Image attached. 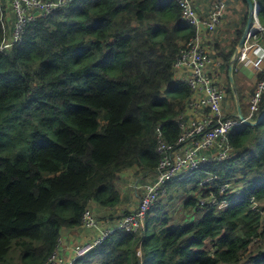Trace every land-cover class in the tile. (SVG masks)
Returning <instances> with one entry per match:
<instances>
[{
  "label": "trees",
  "instance_id": "1",
  "mask_svg": "<svg viewBox=\"0 0 264 264\" xmlns=\"http://www.w3.org/2000/svg\"><path fill=\"white\" fill-rule=\"evenodd\" d=\"M254 2L264 26V0ZM243 34L217 48L227 70ZM194 35L175 0H75L0 52V264H46L92 203H122L123 172H156L159 125L170 143L181 133L190 88L174 63ZM263 112L264 103L255 120ZM231 142L230 160L169 187L198 193L185 208L200 218L176 223L160 199L144 228L115 233L75 264H264V122ZM214 196L229 206H208Z\"/></svg>",
  "mask_w": 264,
  "mask_h": 264
},
{
  "label": "built area",
  "instance_id": "2",
  "mask_svg": "<svg viewBox=\"0 0 264 264\" xmlns=\"http://www.w3.org/2000/svg\"><path fill=\"white\" fill-rule=\"evenodd\" d=\"M75 0H0V23L4 32L0 52H8L19 46L29 27L40 18L66 8ZM181 8V21L195 30V35L181 49L174 63L175 79L187 84L190 96L185 110L178 118L181 133L174 143H170L162 132L163 124L156 131L157 154L159 164L156 179L146 185H136L144 190L139 207L119 219L115 226L103 227L95 213L89 207L82 217L81 227L97 232V237L86 243L64 245L62 239L46 264H75L85 258L119 231L137 233L147 220L148 213L167 193L175 179L184 181L212 163H223L234 156L231 136L244 125L237 114L230 116L224 112L226 89L216 77L222 61L211 57L205 47L206 37L215 32L223 23L227 11L225 1L215 3L207 16L198 14L194 0H175ZM256 4V9L258 4ZM239 67L251 68L258 76H263L255 85L250 98L249 116L246 119L256 121L264 103V26L256 22L248 32L243 48L236 60ZM213 180V179H211ZM204 189V188H203ZM232 191L230 185L222 186V194ZM208 206L225 209L229 201L218 203L215 196ZM201 206L208 204L201 199Z\"/></svg>",
  "mask_w": 264,
  "mask_h": 264
},
{
  "label": "crops",
  "instance_id": "3",
  "mask_svg": "<svg viewBox=\"0 0 264 264\" xmlns=\"http://www.w3.org/2000/svg\"><path fill=\"white\" fill-rule=\"evenodd\" d=\"M218 1H225V0H194V6L198 14L202 17H205L211 11L213 5L217 3ZM241 12L243 14V22L242 21L239 22L240 23L239 27L236 28V30L234 31V34H232L231 31L228 29H222L224 27H228L231 24L229 21L230 16H228V13L226 12L223 23L218 27V29L215 32L208 35L205 41V47L210 52L211 57L215 60H219L223 62L221 69L219 71H216V77L226 89V102L223 105V109H224V112L229 114L230 116H233L235 114L238 115V111H237L236 101L234 98V93L232 97L227 92V86L230 83L229 68L228 70L226 69V61L222 57H219V54L216 51H217V48H220L221 50H225L226 52L229 51L231 48L232 42H234L235 39L237 38L238 32L240 30L245 32L247 25L246 26L244 25V22H245L244 20H245L246 14L247 13L249 14V5L247 9L245 10L242 9ZM236 67L237 65L235 64L234 76L236 74L240 75L241 80L244 82L245 86L248 89L244 93L245 94V96H243L244 107H242L243 113L246 117V116H249V103H250V98L253 95V92L251 91V89L255 87L257 81L259 80L260 75L258 76V74L251 68L239 67L237 70ZM235 83H236V79H235ZM236 87H237V84H236ZM237 91H238V87H237ZM238 95H239V91H238ZM241 106H242V103H241ZM136 172H138L140 177L136 176L137 174ZM120 177H119V181L123 180V185L120 184L121 186L118 188H119V191H121L123 195V199H122V203L117 208L105 209V208L99 207L96 203H92L90 206V208L95 213L96 217L101 222V225L103 227L104 226L105 227L115 226L121 217H123L127 213L135 211L139 207L140 199L144 191V190H137L136 185H146L148 183L153 182L156 179L157 174L155 172L152 175H148V174L145 175L139 168L134 167V168H131L123 172L120 175ZM169 187L167 191L170 190ZM96 237H97L96 231L84 229L83 227L80 226L74 229H68L66 231H63L61 239L64 245H72L73 243H76V244L86 243V242L92 241Z\"/></svg>",
  "mask_w": 264,
  "mask_h": 264
},
{
  "label": "rangeland",
  "instance_id": "4",
  "mask_svg": "<svg viewBox=\"0 0 264 264\" xmlns=\"http://www.w3.org/2000/svg\"><path fill=\"white\" fill-rule=\"evenodd\" d=\"M226 4L228 3L227 7V13L228 16H230V25L228 27H224L222 29H228L231 31L232 34H234V31L236 28L239 27V22H243V14L241 10L247 9V4L245 3V0H225ZM247 13V12H246ZM221 29V30H222ZM136 176L140 177L138 172H136ZM121 179V177H120ZM173 183H177V179L173 181ZM123 185V180H120L118 182V187ZM234 186V185H233ZM235 190H238L236 186H234ZM187 195V194H186ZM198 196V193H194L192 196L191 194L185 196L181 192L178 191V188H175L171 192L167 191V193L161 198L162 207H165L167 213H169L176 221V223H191L193 222L198 216V210L197 208L187 210L185 208V200L187 201L191 197L196 198ZM203 199V198H201ZM201 201V200H200ZM200 216H202L200 214ZM200 216L198 218H200Z\"/></svg>",
  "mask_w": 264,
  "mask_h": 264
},
{
  "label": "water",
  "instance_id": "5",
  "mask_svg": "<svg viewBox=\"0 0 264 264\" xmlns=\"http://www.w3.org/2000/svg\"><path fill=\"white\" fill-rule=\"evenodd\" d=\"M248 5H249V16H248V24L246 27V30L243 34V37L239 43L238 48L236 49L234 56L230 62L229 65V80L231 83V87L234 93V98L236 101V106H237V111H238V115L237 117L239 119H241L244 122L245 126H259L261 123L264 122V112L259 116V118L256 121H249L246 119L244 113H243V109L241 106V102H240V97L238 95V91H237V87H236V83H235V64H236V60L241 52V49L244 46V43L246 41V37L248 32L252 29L253 25L259 21V12H260V6H258V8L256 9V4L254 2V0H246Z\"/></svg>",
  "mask_w": 264,
  "mask_h": 264
}]
</instances>
